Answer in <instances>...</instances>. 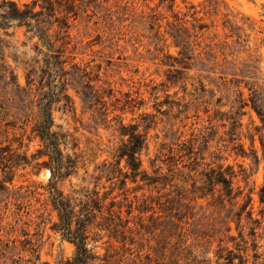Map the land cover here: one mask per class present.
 I'll return each instance as SVG.
<instances>
[{"label": "rangeland", "instance_id": "rangeland-1", "mask_svg": "<svg viewBox=\"0 0 264 264\" xmlns=\"http://www.w3.org/2000/svg\"><path fill=\"white\" fill-rule=\"evenodd\" d=\"M14 1L33 7V0ZM49 1L39 0L35 11L43 13L19 26L7 21L0 0L4 224L20 220L17 228L36 234L41 262L76 252L52 230L51 172L32 131L42 96L56 94L52 131L64 156L77 157L58 189L79 199L99 192L107 197L104 217L114 201L129 220L116 236L100 230L97 212L89 231L101 259L95 264H264V0ZM91 91L98 100L84 96ZM122 125H138L146 136L143 170L172 176L173 186L140 177L121 183ZM211 170L234 175L241 195L221 203L216 186L195 199ZM248 194L252 220L241 210Z\"/></svg>", "mask_w": 264, "mask_h": 264}, {"label": "trees", "instance_id": "trees-1", "mask_svg": "<svg viewBox=\"0 0 264 264\" xmlns=\"http://www.w3.org/2000/svg\"><path fill=\"white\" fill-rule=\"evenodd\" d=\"M43 2L50 4L49 0H43ZM3 4L6 7L5 18L7 21L17 22L19 26H30L31 21L43 13V7L41 11H35V7L39 5V0H33V7H30L29 4H23V9L14 0H3ZM0 27H3V24H0ZM171 37L175 40L176 47H179V42H177L175 36L171 35ZM41 39L49 47H52L53 43L47 37ZM27 83L28 85L30 84V78H28ZM55 96L56 94L42 96L38 104V120L32 130L41 140L44 147L43 150H39L38 155L48 158L45 164L51 172L47 193L51 205L58 214V222L53 225L52 230L60 233L62 238L72 242L76 247L73 257L60 259L54 264H95L101 261V259L97 252L89 246V231L91 230L93 221L97 219V212L103 221V223L97 224L100 230L110 232L116 236L123 234L121 230H125L128 227L129 220L123 221L121 211L116 212L114 210L116 207L114 201L110 202L107 207L108 217H104L103 209L105 205L103 203L107 200V197L100 198L99 192L94 191L93 195L86 194L82 196V199H79L65 196L58 189V183L68 178L77 169V157L74 159L71 155L64 156L59 136L52 131V127L54 126L52 104L54 103L53 99ZM84 96L86 98L92 96L98 100L99 93L91 91L84 93ZM101 99L99 98L97 102L102 101ZM258 115L262 117V114L258 113ZM138 129V125H122L119 128L122 144L115 157L119 160L118 164H121L122 160L125 161L124 168L126 170L123 172V169H119L123 177L121 183L125 185L130 178L133 183H137L140 177V181L146 183L148 186L161 185L164 190L168 186H173L177 180L172 176L160 174V176L152 177L143 170L141 153L148 145L146 136L140 133ZM125 138H127L126 141L124 140ZM205 177L204 184L206 188L199 190L200 194L195 199H204L208 194L214 195L216 186L222 187L223 194L218 198V201L221 203L224 201L223 196L229 200H234L241 195L240 191L234 193V175L231 174L227 177L221 171L216 173L215 170H211L205 174ZM262 197L261 203H264V195ZM76 202L79 205L75 204ZM241 210L242 212L247 211L248 218L252 220V197L250 194L245 197ZM18 221L20 220L15 221V225L11 223L4 224L5 217L0 215V264H52L47 261L41 262L40 240L35 238L36 234H30L27 229L23 227L17 228ZM23 225H27V223L25 222ZM231 264H233L232 261Z\"/></svg>", "mask_w": 264, "mask_h": 264}, {"label": "water", "instance_id": "water-1", "mask_svg": "<svg viewBox=\"0 0 264 264\" xmlns=\"http://www.w3.org/2000/svg\"><path fill=\"white\" fill-rule=\"evenodd\" d=\"M49 178L51 177V173H49V176H48Z\"/></svg>", "mask_w": 264, "mask_h": 264}, {"label": "bare ground", "instance_id": "bare-ground-1", "mask_svg": "<svg viewBox=\"0 0 264 264\" xmlns=\"http://www.w3.org/2000/svg\"><path fill=\"white\" fill-rule=\"evenodd\" d=\"M47 176H49V173H48V175Z\"/></svg>", "mask_w": 264, "mask_h": 264}]
</instances>
